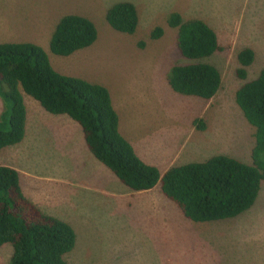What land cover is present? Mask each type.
<instances>
[{
  "label": "rangeland",
  "instance_id": "374dc122",
  "mask_svg": "<svg viewBox=\"0 0 264 264\" xmlns=\"http://www.w3.org/2000/svg\"><path fill=\"white\" fill-rule=\"evenodd\" d=\"M16 1L0 0V7L17 5V12L20 9L28 16L27 26L7 15L8 10L0 11V42L9 39L39 42L58 72L106 86L112 101L119 107V117L124 121H142V133L149 131L153 157L162 158L178 146L169 167L204 161L218 154L249 164L253 162L255 129L245 119L235 94L264 67V0H20L24 4ZM120 1L136 6L139 22L132 34L112 29L105 19L106 10ZM173 11L179 12L184 20L202 19L216 32L222 46L221 51L201 60L214 65L221 75V86L209 100L179 94L167 81L172 65L190 62L177 49L176 28L166 24L167 16ZM71 13L89 18L97 28V39L91 46L69 56L52 54L48 42L55 24L61 16ZM35 16L40 22L33 19L31 24ZM155 26L163 27L164 32L160 38L151 39L149 33ZM11 27H26L25 33L23 29L20 34L14 33ZM244 47L253 50L254 60L246 68V78L240 79L236 74L239 67L236 54ZM24 102L31 110L40 107L26 94ZM2 109L0 99V113ZM197 118L202 119L204 130L195 127ZM31 128L34 131L30 136L36 133L37 145L23 152L20 150L22 153L16 151L17 154L9 157L10 161L18 163L20 160V167H33L30 171L33 181L45 188H57L59 195L65 198L82 193L81 179L72 178L71 173L77 170L80 176H89L91 156L84 157L76 145L74 155H67L70 142L64 146L67 138L62 135L66 133L56 131L49 121L48 124H33ZM54 158L70 160L72 166L67 170L68 176L50 167ZM262 160L264 164V158ZM91 195L92 200H103L100 195ZM167 201L168 209L163 215L156 209L155 217L149 215L152 218L149 219V236L146 219L133 222L139 217L137 214L135 219L122 221L119 231L112 204L106 207L105 201L77 205L75 214L84 220L80 224L75 222L79 243L66 254V262L129 264L135 262V253L125 247L135 243L146 246L149 241L152 256L148 263V254L138 253L137 262L141 264H264V184L248 210L224 220L193 222L184 217L173 202ZM133 228L139 231V236L133 238L134 241L129 237L127 244L123 231ZM11 254L9 243L1 246L0 264H8Z\"/></svg>",
  "mask_w": 264,
  "mask_h": 264
},
{
  "label": "trees",
  "instance_id": "16d2710c",
  "mask_svg": "<svg viewBox=\"0 0 264 264\" xmlns=\"http://www.w3.org/2000/svg\"><path fill=\"white\" fill-rule=\"evenodd\" d=\"M105 19L112 29L126 34L134 33L139 22L136 6L129 1L111 5ZM166 24L176 28L177 49L190 60L170 67L169 85L179 94L209 100L221 86V75L214 65L201 60L221 51L216 32L202 19L184 20L176 11L169 13ZM163 32V27L155 26L149 36L158 39ZM96 39L97 28L89 18L65 14L55 24L48 48L52 54L69 56ZM236 58V74L245 79L254 52L244 47ZM24 94L46 112L75 121L87 150L127 188L138 192L158 184L162 194L193 222L240 215L254 204L264 184V67L235 94L245 119L255 129L251 164L218 154L204 161L173 165L160 173L143 162L120 134L106 86L58 72L45 48L26 41L0 43V150L24 137ZM194 125L199 130L205 128L200 118ZM75 238L70 224L46 214L24 195L17 170L0 163V247L5 243L12 247L8 264H68L65 257L74 248Z\"/></svg>",
  "mask_w": 264,
  "mask_h": 264
},
{
  "label": "crops",
  "instance_id": "0c3cea01",
  "mask_svg": "<svg viewBox=\"0 0 264 264\" xmlns=\"http://www.w3.org/2000/svg\"><path fill=\"white\" fill-rule=\"evenodd\" d=\"M16 2H18V4H24L20 2V0H17ZM16 6L8 7L7 5H5L3 7H0V11L8 10L7 15H10L15 19V21L23 23L27 26L26 20L28 16H26L25 13L20 9L19 12H17ZM18 15H19V19L17 18ZM33 19L38 20L40 22V18L38 16H35L31 18V24L33 23ZM11 28L14 30L13 31L14 33L18 32L19 34L21 29H23V33H25V29H26V27H11ZM3 42H25V41L9 39V41H1L0 43ZM26 42H33L36 44L39 43L35 41H26ZM112 104L118 115V130L120 134L132 145L137 156L146 164L155 166L160 171V173L166 171L167 168L169 167L168 163L170 165V159H172V156L174 157V155L177 154L178 146L175 147L173 152L163 155L162 158L153 157L154 154L151 151L152 147L151 145H149V131H145V133L144 132L142 133V130H140L142 128L141 125L143 124V122L135 119L134 120L129 119L127 121H124L119 117V107L115 105L113 101ZM25 107H26V121H25L24 137L20 143L12 146L4 147L0 150V163L2 165H6L17 170L19 174L20 187L24 195L30 201L36 204L46 214L58 217L71 225V227L73 228L76 234L74 248L76 247V244L79 243V239L77 242V230H76L77 226L75 222L78 221V224H80L84 220L83 217H80L79 215L75 214L77 205L79 204H83V205L84 204L88 205V203L100 204L105 201H106L105 202L106 207H109V204H112L116 210L114 213V219L117 222V228L119 226L118 228L119 231L121 230L120 228H122V223H121L122 221L129 218L135 219L134 215L137 214L139 217L133 220V222L134 221L143 222V219H146L147 220L146 232L147 235L149 236V219H152L149 218V215L155 217L154 209H156L158 213L163 215V212L165 211L166 208L168 209V205H169L167 198L161 192L160 186L157 184L152 189L145 191H138V192L130 190L124 184H122L117 179V177L113 175V173H111L109 169H107L103 164H101L90 154V152L87 150L85 146L83 137L81 138V134H82L81 128L77 123H74L75 121H73L66 115H58L57 117L50 116L49 115L50 113L46 112L41 106L36 107L35 110H31L30 107H27L26 104ZM47 120L50 122L51 125H53L56 131L60 133H66V135L64 134L62 135L67 138L64 146H67L68 143L70 142V147L66 152L67 155H70L71 157L74 155V149L76 145L77 150L83 152L84 157L86 155H89L92 158L91 161L89 162L91 163L90 164L91 167H89L88 169L89 176L82 177L79 175L77 170L75 172L73 170V172L71 173L72 178L76 177L81 179L83 183L82 185L83 192L75 193L73 196H70V198L68 197L65 198L63 195H59L57 188H51V187L45 188L39 183L33 181L32 180L33 174L30 172L31 170H34L33 167L30 169H27V167H20L19 166L20 160L18 163L11 162L9 158L13 156L14 153H16V151L23 152V149L29 150L31 148H34L37 145V140H36V133L30 136V134L34 131V129L31 127L33 124H41V125L48 124ZM147 126H149V122H147ZM76 138L78 139L77 141L75 140ZM80 140H82V142ZM18 147L21 148L18 149ZM12 148H17V149L14 150ZM55 154L58 155L57 153ZM84 157H81L80 159H84ZM59 158L52 159L50 162L51 164L50 167L55 168L54 169L55 171H60V172L64 171L68 176L67 170L71 168L72 164L68 159L59 160ZM43 162L46 161L43 160ZM60 163L66 165L64 167H58V168L52 166L53 164H60ZM32 165L34 164L32 163ZM92 193L102 196L103 200L101 199L92 200L91 199ZM89 197L90 199H88ZM158 220L162 222L161 218H158ZM123 234L127 236V239H124V241L125 243L128 244L129 237H131L132 241H134L133 238L139 236V231L136 230V228H133L132 230H124ZM125 250L133 251L135 253V255L133 256V260H135V262L130 261L129 264H141L137 262L139 258L138 253L140 252H145L148 254V263H149V256H152L149 249V241L147 242L146 246H140L138 243L129 244L125 247ZM84 263L85 262H83L82 264ZM116 264H118V262Z\"/></svg>",
  "mask_w": 264,
  "mask_h": 264
}]
</instances>
